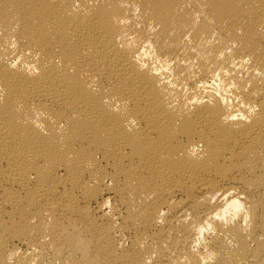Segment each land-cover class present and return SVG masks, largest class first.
Here are the masks:
<instances>
[{
	"label": "bare ground",
	"instance_id": "bare-ground-1",
	"mask_svg": "<svg viewBox=\"0 0 264 264\" xmlns=\"http://www.w3.org/2000/svg\"><path fill=\"white\" fill-rule=\"evenodd\" d=\"M202 260L264 264V0H0V264Z\"/></svg>",
	"mask_w": 264,
	"mask_h": 264
},
{
	"label": "clouds",
	"instance_id": "clouds-1",
	"mask_svg": "<svg viewBox=\"0 0 264 264\" xmlns=\"http://www.w3.org/2000/svg\"><path fill=\"white\" fill-rule=\"evenodd\" d=\"M233 119H235V117H233ZM213 202H215V201H213ZM161 215H164V213L161 212ZM245 219H247V218H245ZM158 223H162V221H158ZM201 232H203V229H201ZM201 264H208V261H204V260H202V261H201Z\"/></svg>",
	"mask_w": 264,
	"mask_h": 264
}]
</instances>
